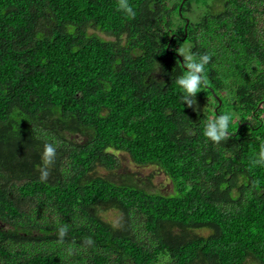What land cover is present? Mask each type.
Segmentation results:
<instances>
[{
  "label": "trees",
  "instance_id": "trees-1",
  "mask_svg": "<svg viewBox=\"0 0 264 264\" xmlns=\"http://www.w3.org/2000/svg\"><path fill=\"white\" fill-rule=\"evenodd\" d=\"M128 3L0 0V264H264V0ZM116 153L174 191L109 179Z\"/></svg>",
  "mask_w": 264,
  "mask_h": 264
},
{
  "label": "clouds",
  "instance_id": "clouds-1",
  "mask_svg": "<svg viewBox=\"0 0 264 264\" xmlns=\"http://www.w3.org/2000/svg\"><path fill=\"white\" fill-rule=\"evenodd\" d=\"M118 8L130 17L135 16V11L133 7L128 3V0H119ZM173 38L174 37L171 38L170 44ZM208 60L209 57L207 55L201 57L198 61L193 60L191 56H185L186 67L188 71L184 75L180 76L177 79L176 83L182 90L181 99L182 101L187 102V106H192L196 103L195 94L206 85V80L201 74L204 72L205 65L207 64ZM190 96L192 97V99H189ZM217 109L218 108L216 107L215 111H217ZM232 116L233 114L229 112L219 115L216 119L209 118L205 124V136L214 142H219L221 140L227 139L228 128L232 121ZM55 152L56 150L51 144L45 145L42 157L45 165L52 162L55 156ZM257 163L264 164V146H262L260 159L257 161ZM46 177L47 172L43 171L41 173V179H46Z\"/></svg>",
  "mask_w": 264,
  "mask_h": 264
},
{
  "label": "rangeland",
  "instance_id": "rangeland-1",
  "mask_svg": "<svg viewBox=\"0 0 264 264\" xmlns=\"http://www.w3.org/2000/svg\"><path fill=\"white\" fill-rule=\"evenodd\" d=\"M176 1V0H173ZM195 5V3H194ZM197 8V6L195 5ZM194 8V12L190 16L194 20L198 10ZM196 19V18H195ZM188 46L189 42L183 43V46L181 47V55L190 56V53L188 52ZM195 109L202 110V107L198 103L194 104ZM76 139H79V137H76ZM81 139V138H80ZM117 156L121 160V165L112 171L106 170V169H100V172L105 174L109 179L122 182L125 180V175L128 174L132 177L133 180H135L138 183L146 182L148 184V187L153 190H158L165 194H171L174 191V186L170 178L167 176V174L159 170L154 165L150 166H135L129 155L127 153H116ZM100 173V174H101Z\"/></svg>",
  "mask_w": 264,
  "mask_h": 264
},
{
  "label": "water",
  "instance_id": "water-1",
  "mask_svg": "<svg viewBox=\"0 0 264 264\" xmlns=\"http://www.w3.org/2000/svg\"><path fill=\"white\" fill-rule=\"evenodd\" d=\"M187 27H188V24L185 27V36H187ZM169 46H170V43H169ZM180 59H181L182 64L184 66H186L185 63H184V60H183L182 56H180ZM217 98H219V97H217ZM219 101H220V103H219V105H220L222 102H221V100H219Z\"/></svg>",
  "mask_w": 264,
  "mask_h": 264
},
{
  "label": "flooded vegetation",
  "instance_id": "flooded-vegetation-1",
  "mask_svg": "<svg viewBox=\"0 0 264 264\" xmlns=\"http://www.w3.org/2000/svg\"><path fill=\"white\" fill-rule=\"evenodd\" d=\"M173 35H175V34H173Z\"/></svg>",
  "mask_w": 264,
  "mask_h": 264
}]
</instances>
